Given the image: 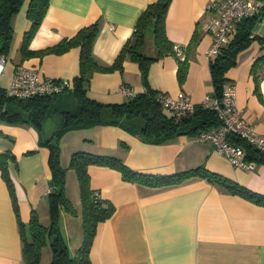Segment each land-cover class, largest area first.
Returning <instances> with one entry per match:
<instances>
[{
  "label": "crops",
  "instance_id": "1",
  "mask_svg": "<svg viewBox=\"0 0 264 264\" xmlns=\"http://www.w3.org/2000/svg\"><path fill=\"white\" fill-rule=\"evenodd\" d=\"M153 1L49 0L29 49L52 46L98 21L93 56L99 64L109 65L132 34L141 12ZM211 1H171L165 19L166 33L180 59L191 42L187 71L180 84L174 56L166 55L152 62L147 73L152 89L172 97L184 94L193 103L212 93L209 61L205 57L212 39L203 29L209 16L206 6ZM28 2L23 1L11 21L13 36L4 73L0 74V87H7L18 65L34 69L40 79L73 82L79 74V47L21 59L23 35L30 27L26 17ZM253 33L264 37L261 29L254 28ZM143 51L153 54L150 37ZM260 53V43L253 41L238 54L236 65L225 76L235 84L236 104L242 115L258 133L264 134V73L257 89L250 74ZM123 85L135 92L142 91L144 86L138 64L129 58L123 61L121 69L93 72L86 94L101 103H121L127 98L121 92ZM65 97V92L56 97L59 105L65 106ZM53 133L45 136L43 125L39 132L33 125L0 121V152L9 149L15 156V162L8 163V171L17 205L16 212L0 172V264L22 263L18 220L26 224L34 211L41 223L48 224L46 197L51 172L49 149L42 142ZM58 141L71 148L69 156L77 150L116 156L134 170L162 175L201 166L252 192L264 194V162L256 163L250 170L235 167L215 151L212 143L198 141L196 135L179 134L154 143L119 125H96L70 130ZM66 157L65 153L60 155L63 166ZM88 173L92 190L114 206L113 214L97 224L89 251L92 264H264V205L224 184L205 176H192L174 185L151 187L125 181L116 169L100 165H89ZM71 221L61 211L60 226L66 238ZM44 251L45 247L40 264H49L51 256Z\"/></svg>",
  "mask_w": 264,
  "mask_h": 264
},
{
  "label": "trees",
  "instance_id": "2",
  "mask_svg": "<svg viewBox=\"0 0 264 264\" xmlns=\"http://www.w3.org/2000/svg\"><path fill=\"white\" fill-rule=\"evenodd\" d=\"M24 0H0V55L9 51L13 29L12 18ZM172 0H155L146 5L139 15L132 34L123 43L113 62L109 65L99 64L93 56V43L99 32V22L95 21L80 28L73 36L63 38L56 44L41 50L29 49V42L37 32L47 11L49 0H29L26 17L30 21L29 29L24 33L20 46V57L25 59L36 54L63 53L72 47H79V74L73 78V87L64 89L65 106L59 105L60 94H40L25 98L10 96L0 87V121L6 124L33 125L39 132L44 121L59 114L60 123L52 137L43 144L49 149L48 166L51 172L50 189L47 193L48 224L40 222L36 212H32L28 222L18 220L21 240V264H40L42 249L48 247L51 253L49 264H92L89 251L97 224L108 219L114 212V206L108 200H102L97 191L90 187L89 165L108 166L116 169L125 181L135 182L151 187L174 185L192 176H205L227 186L233 192L264 205V194L252 192L221 175L209 172L199 166L169 175L144 173L127 166L120 158L111 155L95 154L77 150L70 154L69 164L60 163L58 144H52L53 136L60 139L66 132L96 125H119L129 132L149 142L159 143L179 134L197 135L200 131L218 124L213 110L195 105L193 112L175 121L166 116L157 101L159 91L152 89L147 82V73L152 62L172 55L177 61V79L181 84L188 66V48L180 59L174 43L168 38L165 19ZM264 19V12L242 18L235 25L232 39L209 60L212 94L220 96L223 84L227 81V70L237 63V56L247 49L253 41L260 43L261 53L255 58L250 74L255 82V89L260 75L264 73V37L253 33L259 20ZM151 38L153 54L143 51L147 38ZM129 58L136 62L141 71L143 90L135 92L121 103H101L87 96L91 75L95 71H112L121 69L123 61ZM75 103L74 106H70ZM65 107V108H64ZM71 107V108H69ZM233 141L245 148V158L256 163L264 162V151H260L244 139L233 137ZM41 143V144H42ZM15 162L11 150L0 152V172L9 188L17 212L14 185L8 171V163ZM67 168L73 169L78 181L81 210L78 211L65 193V175ZM61 211L81 219L82 241L72 253L61 231Z\"/></svg>",
  "mask_w": 264,
  "mask_h": 264
},
{
  "label": "built area",
  "instance_id": "3",
  "mask_svg": "<svg viewBox=\"0 0 264 264\" xmlns=\"http://www.w3.org/2000/svg\"><path fill=\"white\" fill-rule=\"evenodd\" d=\"M206 9L209 16L203 29L212 39L205 54L209 61L232 39L236 23L244 17L264 12V0H212ZM5 62L6 55H0V74L4 73ZM72 87L73 84L69 80L40 79L34 69L18 65L5 90L10 96L25 98L37 94H58ZM121 92L126 97L135 94V90L126 85L121 86ZM157 101L161 111L175 121L192 113L196 104L213 110L218 124L200 131L196 139L212 143L215 151L226 157L235 167L250 170L256 162L245 158V148L235 143L233 137H240L252 147L264 151V134L258 133L252 122L242 115V110L236 104V89L232 81L223 84L220 96L210 93L197 103L191 102L184 94L172 97L161 91Z\"/></svg>",
  "mask_w": 264,
  "mask_h": 264
},
{
  "label": "rangeland",
  "instance_id": "4",
  "mask_svg": "<svg viewBox=\"0 0 264 264\" xmlns=\"http://www.w3.org/2000/svg\"><path fill=\"white\" fill-rule=\"evenodd\" d=\"M255 29L256 30L261 29L262 31H264V19L259 20ZM72 104L73 103H71L70 106ZM59 123H60L59 114H55V115L48 117L43 123L44 130H45L44 135L45 136L51 135L58 128ZM62 143H63V141L60 142L57 140V144H58L59 150H60V155L65 153V155L67 156L66 162H65L66 164L64 166V167H67L69 164V159H70L68 152L71 151V148L66 147V144L64 145ZM65 193H66L67 198L73 204V206L78 211H80L81 210V203H80V193H79L78 181H77L76 174H75L74 170L70 169V168H67V170H66ZM67 216L69 218H71L72 224L69 225V231H67L68 235H67V238L65 237V241H66V244L68 243L69 248L71 249V250L70 249L69 250L72 253H74L82 241L81 219H80V217H74L68 213H67ZM65 225H66V223H65ZM46 250H48L47 247H45V251H44L45 255L51 256L50 251L49 250L46 251Z\"/></svg>",
  "mask_w": 264,
  "mask_h": 264
},
{
  "label": "water",
  "instance_id": "5",
  "mask_svg": "<svg viewBox=\"0 0 264 264\" xmlns=\"http://www.w3.org/2000/svg\"><path fill=\"white\" fill-rule=\"evenodd\" d=\"M57 140H58V138L56 136H54L51 140L52 144H54V145L57 144Z\"/></svg>",
  "mask_w": 264,
  "mask_h": 264
}]
</instances>
